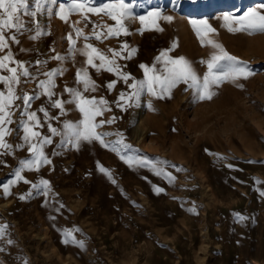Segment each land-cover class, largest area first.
<instances>
[{"label": "rangeland", "instance_id": "obj_1", "mask_svg": "<svg viewBox=\"0 0 264 264\" xmlns=\"http://www.w3.org/2000/svg\"><path fill=\"white\" fill-rule=\"evenodd\" d=\"M255 1L124 0L134 16H145L144 25L138 19L125 21L128 34L110 37L107 28L115 21L103 13L65 9L61 20L56 12L72 0H41L43 9L36 17H23L28 23L15 34L19 42L8 40L7 49L0 51V56L13 53L5 63L17 69L18 77L11 85L15 99L6 109L11 122L4 125V143L10 147L0 148V264H264V33L229 32L223 26L225 14L239 17L249 9L264 13V0ZM113 3L116 0H90L92 7ZM30 8L34 10V3ZM158 13L171 21L158 19ZM193 13L194 18L189 17ZM190 19L207 20L214 31L198 37ZM153 20L162 31H141L151 28ZM75 29L83 35L77 36ZM94 31L101 39H95ZM208 40L235 57L238 66L246 68V78L225 77L210 84V99L201 100L191 81L167 92L156 86L154 94L145 84L135 96L138 82L145 80L141 64L153 69L149 77L165 74L164 59H157L162 52L173 59L185 57L202 84L207 62L219 54ZM13 43L23 44L19 60ZM87 43L112 60L118 72L89 66L81 51ZM124 43L128 49L121 48ZM132 48L136 51L128 59ZM113 51L122 55L115 57ZM93 62L97 67L101 63ZM68 65L71 72L76 67L87 71L95 90L85 92L72 73L63 71ZM25 69L28 76L23 75ZM53 69L57 74L51 77L48 96L41 84L47 85L45 74ZM121 72L129 75L127 81ZM0 76L11 73L0 69ZM66 88L107 101L94 105L103 109L95 123L113 121L95 129L110 133L103 137L107 146L99 141L73 146L64 125L82 129L83 115ZM7 90L8 84L0 82L5 97ZM24 95L32 97L27 107ZM55 100L61 101L63 111L52 107ZM143 104L146 115L139 118ZM31 112L36 113L34 121L28 118ZM25 124L39 137L26 142ZM49 126L57 130L55 135ZM44 137L52 143L41 148ZM29 143L51 163L26 167L22 162L34 159ZM122 156L132 160L125 163ZM42 180L48 181L47 187ZM233 205L240 206L243 221L230 212Z\"/></svg>", "mask_w": 264, "mask_h": 264}, {"label": "snow or ice", "instance_id": "obj_2", "mask_svg": "<svg viewBox=\"0 0 264 264\" xmlns=\"http://www.w3.org/2000/svg\"><path fill=\"white\" fill-rule=\"evenodd\" d=\"M52 3H55V0H51ZM30 3H34L35 8L32 10L30 8ZM131 5H127L124 3V0H116V3L113 4H104L99 7H92L90 6V0H72V3L69 5L61 4L59 7V11L56 12V15L61 19L65 20V9L68 10L69 13L71 12H81L83 15L84 12L92 13V14H100L103 13L107 16H109L113 21H115L114 27H108L107 28V36H120V35H127L128 29L125 27V21L132 20V19H138L141 23V25H144L145 22V16H134L131 12ZM261 9H264V5L260 6ZM43 9V4L41 3V0H0V51L7 49L8 47V40H11L14 43H18L19 41L16 39V33H20L22 30L25 29L26 24L28 21H25L23 17H30L34 18L37 16V13L41 12ZM48 13L52 12V8L49 7L47 9ZM149 16L152 15L151 12L148 13ZM158 19L162 18L165 21H171V17L163 16L161 13H158ZM225 23L224 27L227 28L229 32H235V31H242V30H248L251 32H261L264 33V13H262L258 9H249L246 11L242 16L239 17H232L228 14H225L223 17ZM85 22L87 23V19H85ZM238 25V27H232V24ZM152 27L148 29H141L143 30H158L162 31V28L158 27V20L151 21ZM189 24L193 28V30L196 32L198 37H201L203 35H207L210 32H213L214 29L209 25L207 20H197V19H190ZM96 25H93V30H95ZM102 27V26H101ZM37 28H39V25H37ZM7 31H12L13 34L11 36H6L5 33ZM75 32L77 36L83 35L80 29H75ZM41 33L38 31L37 35H40ZM95 39L99 40L101 39L100 34H95ZM35 38V37H31ZM69 44L71 45L73 43L71 36H69ZM85 40L88 39V37H84ZM203 42V41H202ZM208 43L211 44L214 48L219 49L218 55H213L211 59L207 62V68L208 72L205 73L203 78V83H198V78L193 71L191 65L189 62L185 59V57L180 56L178 58H171L168 57L166 52H162L160 57L157 59H164V69L163 72L165 73L163 76H157L153 75L151 77L148 76L149 71H153V69L147 68L144 64L140 65L141 69H144L145 73V80L138 82V87L135 92V96H139V91L141 88L147 84V88L150 94H154V88L156 86H159L162 91H169L172 87H174L177 83L183 81L187 83L188 81H191L190 87L197 88L199 90V98L201 100L203 99H210L212 96V93L208 91V88L210 84H218L222 79L225 77L231 78L233 80L238 79L241 76L248 75V72L246 68L238 66V62L236 61V58L229 55L226 51H224L219 44H215L212 40H208ZM175 47V45H173ZM122 49H128L127 43H124L121 45ZM82 54L87 57L86 63L91 66L92 68H96L97 71H100V69H104L106 72H118V67L113 63L112 60H109L103 53H101L98 49L93 47L91 43H87L84 46V49L81 50ZM112 51V50H110ZM136 49L132 48L130 51L127 52L128 59L131 58L132 54L135 53ZM122 53L120 51H113V56L119 57ZM53 59H60V57L55 56ZM94 59H98L101 63L99 67L93 62ZM12 60V53L9 51L7 55L0 56V69H7L9 73H11V76H0V82H5L8 84V95L5 97L3 92H0V148H9L10 145L4 143V137L7 134L8 130L4 127L6 123H10L11 120L8 116V112L6 109L8 106L12 103V101L15 99L12 93V83L17 82V69L16 68H9L6 61ZM222 61H226L227 65L222 64ZM19 67L21 69L24 68L23 64H19ZM83 72V75H82ZM57 74V70L53 69L51 72L46 73L49 77V80L47 81V85H44V82H42L41 86L45 87V94L48 96H51L52 93L50 92V87L52 86V80L51 77ZM24 76H28L29 73L25 69L23 72ZM120 77L127 81L129 79V76L126 73H119ZM76 80L79 83H82L84 86V91L87 92L90 89L95 90L96 85L91 80V78L88 76L87 71L81 70L76 73ZM116 81L113 80L112 82L107 84V88L111 90ZM134 85H129V87H133ZM238 87H242V85H238ZM65 91L72 94L74 97V100L76 102V108L79 109V112L83 115V119L79 121V124L83 126L81 129L80 127L65 123L64 127L68 130L70 135L74 138L73 146L76 148L80 147L81 141H87L89 143H92L94 141H99L101 146H107L105 140L103 139L104 136L110 135V133H99L96 132L95 129L100 127L103 123L111 124L113 121L111 119L107 121H101L100 124H97L94 122L95 116L101 115L103 109L98 110L94 107L97 103L104 105L107 103L103 98L99 102H97L95 99H87L85 98L81 92L66 88ZM124 96V93H121V98ZM32 99V97H29L28 95L23 96V102L25 107L28 106L29 101ZM69 103H72V101H69ZM52 107L61 109L62 103L60 100H55L52 104ZM39 111L43 112L44 109L41 108ZM45 115L47 113L45 112ZM29 120H36V113L31 112L28 113ZM49 130L55 135L56 129L51 128L49 126ZM24 140L26 142H30L32 137H39V133L32 131L31 128L28 125H24ZM41 148L44 144H50L52 141L48 137H44L39 141ZM119 143V142H117ZM115 150V149H114ZM29 152H32L34 155V159L23 161L22 163L26 167H31L32 165H36L38 168L41 163H51L47 159V157L44 156L43 151L41 149H38L35 144L29 143ZM121 159L125 160V163H129L132 158L128 157H121ZM137 163H140L141 166H143L146 162L144 161H137ZM99 167V170L108 176L109 179H111V176L107 169L103 167ZM156 175H160V172H156ZM16 180L22 179L20 175V171L17 170L15 173ZM15 181H10L9 183H14ZM115 183V181H112ZM27 183V181H25ZM40 183L47 187L48 181L42 180ZM8 187L9 185L4 186V192L5 195L8 194ZM35 187V185H34ZM162 191V190H158ZM264 195V193H262ZM25 197L21 196L20 199H24ZM192 211V209H190ZM237 219L243 221L245 218L242 216H239L237 214ZM3 229H0V232H2ZM70 235V234H69ZM65 243L68 241L65 240ZM75 242V241H74Z\"/></svg>", "mask_w": 264, "mask_h": 264}, {"label": "bare ground", "instance_id": "obj_3", "mask_svg": "<svg viewBox=\"0 0 264 264\" xmlns=\"http://www.w3.org/2000/svg\"><path fill=\"white\" fill-rule=\"evenodd\" d=\"M255 1V0H254ZM256 2V1H255ZM239 4H240V2H239ZM241 6V5H240ZM212 8V7H211ZM209 9V8H208ZM215 9V8H214ZM217 9V8H216ZM215 9V10H216ZM219 9V8H218ZM238 10V9H237ZM236 11V10H235ZM217 12H218V10H217ZM217 12H216V14H217ZM233 12H234V10H233ZM196 15V13H193L192 15H190L189 17H193L194 18V16ZM43 18V17H42ZM24 43V42H23ZM26 43V42H25ZM24 43V44H25ZM28 43V42H27ZM12 45V44H11ZM10 45V46H11ZM16 45L13 43V46H12V48H16L17 47V60H19L21 57H22V55H21V53H20V51L22 50V48H23V44H20L19 43V45L18 46H16ZM13 49V50H14ZM15 50V51H16ZM6 53V52H5ZM12 55H13V53H12ZM16 55V54H15ZM19 62V61H18ZM75 64H77V63H75ZM73 66H74V64H73ZM76 66H78V65H76ZM152 67V66H151ZM27 68V67H26ZM77 68V67H76ZM74 69L72 72H71V67H69V65L68 66H65V68H64V72L65 73H72V75H73V78H75L76 77V73L78 72V71H81V70H79V69ZM79 68V67H78ZM44 70V69H43ZM155 70V69H154ZM42 71V70H41ZM82 75H83V73H82ZM150 75V74H149ZM129 76V75H128ZM152 76V75H151ZM48 81V80H47ZM101 81V80H100ZM104 81V80H103ZM136 82V81H135ZM45 83V82H44ZM97 83V82H96ZM46 84V83H45ZM99 84V83H98ZM156 88V87H155ZM146 114H145V104H143L142 105V109H140V111H139V118H142L143 116H145ZM155 128V127H154ZM156 130V129H155ZM248 194V193H247ZM256 194V193H255ZM250 196V195H249ZM255 200V199H254ZM249 203V202H248ZM247 204V203H246ZM253 205V204H252ZM251 206V205H250ZM246 209V208H245ZM248 210V209H247ZM240 211H242L241 210V208H240V206H238V205H233L231 208H230V212L234 215V216H237V214H239L240 213ZM243 214V213H242ZM231 218V217H230ZM262 230V229H261ZM238 233V232H237ZM261 233V232H260ZM239 235V234H238ZM238 237V236H237ZM251 238V237H250ZM254 238V237H253ZM255 243H256V241H255ZM239 244V243H238ZM252 259V258H251ZM243 260V259H242ZM246 260V259H245Z\"/></svg>", "mask_w": 264, "mask_h": 264}]
</instances>
